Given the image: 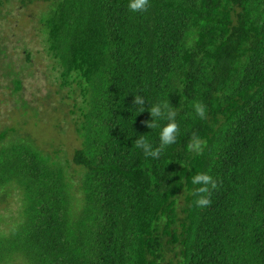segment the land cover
<instances>
[{
	"label": "trees",
	"instance_id": "obj_1",
	"mask_svg": "<svg viewBox=\"0 0 264 264\" xmlns=\"http://www.w3.org/2000/svg\"><path fill=\"white\" fill-rule=\"evenodd\" d=\"M45 1L42 40L80 145L65 162L28 139L0 148V201L19 204L0 264H264V0H150L144 13ZM168 102L178 135L154 159L135 141L159 147L168 121L147 124ZM199 173L216 182L206 207Z\"/></svg>",
	"mask_w": 264,
	"mask_h": 264
},
{
	"label": "rangeland",
	"instance_id": "obj_2",
	"mask_svg": "<svg viewBox=\"0 0 264 264\" xmlns=\"http://www.w3.org/2000/svg\"><path fill=\"white\" fill-rule=\"evenodd\" d=\"M49 4L45 0H0V131H14L0 148L19 138L28 139L44 155L65 162L80 141L74 131L73 100L67 88H60L42 40L39 18ZM14 79L21 83L17 92ZM15 195L12 192L0 201V216L6 217L0 220V231L7 232V217L16 215Z\"/></svg>",
	"mask_w": 264,
	"mask_h": 264
},
{
	"label": "clouds",
	"instance_id": "obj_3",
	"mask_svg": "<svg viewBox=\"0 0 264 264\" xmlns=\"http://www.w3.org/2000/svg\"><path fill=\"white\" fill-rule=\"evenodd\" d=\"M150 7V0H128V8L133 13H144ZM133 103L139 107L140 112H144L143 105L147 102L143 96L136 95L133 97ZM195 114L201 119L206 118V108L201 103L194 104ZM151 122L147 124L148 128L156 127L158 121L166 120L168 123L162 127L159 134V147L153 149V147L147 143L144 139H137L135 146L142 149L145 156L152 157L154 159L159 158L162 151L168 146L174 144L178 135V125L175 122L176 111L170 107L169 102L165 104H155L150 109ZM204 145L197 138H193L192 142L188 145L189 151H194L197 154L202 153ZM191 183L193 185H201L196 188L193 195L197 197L195 204L197 207H206L211 201L207 196L209 186L211 188L216 187V182L213 178L206 173H199L192 177Z\"/></svg>",
	"mask_w": 264,
	"mask_h": 264
}]
</instances>
